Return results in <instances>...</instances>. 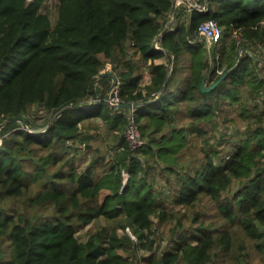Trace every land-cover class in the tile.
<instances>
[{
    "label": "trees",
    "instance_id": "obj_1",
    "mask_svg": "<svg viewBox=\"0 0 264 264\" xmlns=\"http://www.w3.org/2000/svg\"><path fill=\"white\" fill-rule=\"evenodd\" d=\"M58 1L53 23L41 11L44 0H0V125L8 122L0 147V264H135L124 253L131 249L137 258L138 250L150 252L140 258L145 264L210 263L217 242L228 245L225 229L217 239L205 228L175 230L172 249L153 253L152 216L161 210L160 218L167 221L170 204L150 182L157 169L169 184H177L175 204L190 205L206 194L226 218L235 223L239 218L249 236L260 238L264 125L250 123L254 117L263 121L264 110L253 111L260 104L251 108L246 101L264 100V57L257 47L264 45V0H209L210 11L192 14L179 8L175 12V0ZM173 15L176 26L165 32ZM184 16L188 24L180 22ZM209 19L223 28L222 39L211 49L210 74L209 50L198 34ZM247 43L262 54L253 56ZM109 62L114 64L122 103L137 105L136 120L148 140L137 151L126 138L130 109L107 103L111 77L100 80L104 89L97 88L94 100V86ZM146 70L150 83L143 86ZM229 71L215 89L203 91L206 78L212 86ZM33 106L49 112L53 124L38 128L27 117ZM237 114L249 121L247 131L237 130L218 143L232 150L229 161L220 158L225 164L217 167L205 150L198 167L186 173L178 170L190 132L208 135L203 127L208 125L216 133L219 119L229 127L238 123ZM98 119L116 133L114 154L108 167H103L107 157L100 156L79 171L67 151L77 140L87 145L95 139V134L83 133L82 124ZM184 123H190V131ZM210 140L205 138L208 144ZM211 150L220 156L218 148ZM235 180L242 182L237 190ZM39 185L27 206L52 207L53 217L2 206ZM121 216L138 242L106 226L86 242L77 237L97 218Z\"/></svg>",
    "mask_w": 264,
    "mask_h": 264
},
{
    "label": "rangeland",
    "instance_id": "obj_2",
    "mask_svg": "<svg viewBox=\"0 0 264 264\" xmlns=\"http://www.w3.org/2000/svg\"><path fill=\"white\" fill-rule=\"evenodd\" d=\"M58 6H59L58 0H44V4L42 6L41 11L47 13L51 18L52 22L55 23L58 15ZM176 22L177 20L175 18V15L171 16L168 22L169 29H174L176 26L175 25ZM180 22L181 23L184 22L188 24V16L182 17ZM203 40H205V45L209 50L208 55L210 56L211 59L209 63L210 69L208 70V74H210L213 68L211 49L216 44L210 45V43L206 39L203 38ZM239 44L243 45L242 43ZM156 45L158 46L157 43ZM247 45L249 46L248 43ZM248 51L255 54L253 56H256L257 54H262L257 48L255 49L252 46L248 47ZM127 52L129 55L132 54V49L130 48L129 44H127ZM104 72H112L116 76L114 72V64L111 62L107 63L102 73ZM101 79H103L101 78V76L97 79L94 89L95 88L97 89L98 87L104 89V86L102 84L99 85ZM149 83H150V75L148 73V70H146L145 78L142 84L143 86H148ZM110 84H112L113 86L114 84L113 79L110 82ZM110 90L107 91L108 94ZM94 100H97L96 96ZM246 103L247 106L251 108H255L256 104H260V109H257L258 107H256L253 111L264 110L263 99L255 100L252 99L251 97H248ZM231 115L235 116V114L233 113H231ZM27 117L31 119L33 123H36L38 125V128H42L48 125L49 123L50 125L53 124L51 114L43 110L39 106H33L32 108H30V112ZM236 117L238 118L237 119L238 123L231 124V126L229 127L226 125V123L223 122V119H219L217 123L218 127L216 133L213 130V127L212 126L210 127L208 125L203 126L208 131V135H198L190 132L188 134L189 144L180 156V165L178 166V170L182 171L183 173H186L187 171H190V169L192 168L195 169L196 167H198V165L203 161V157L206 151L208 152L210 158H213L217 167H222V164H225V162L220 161V158H225L226 161H229L231 155L230 151L232 150H230V148L226 145H219L218 144L219 141L221 142L224 139L227 140L228 138L231 137V135H235V133H237V130L244 133L247 131L249 126V121L245 119H241L240 117H238V114L236 115ZM258 119L259 117H254L250 125L252 126H256L259 124L264 125V120L260 121ZM189 124L190 123L183 124L185 125V128L189 129L188 131L191 130ZM82 127H83V133L85 135L95 134L96 137L94 140L91 141L90 144L87 145L84 144L81 140H77L74 146L73 147L71 146L72 148L67 151L69 155L68 157L76 158L79 171H84L87 168V166L91 164L92 161H94L96 158L100 156L107 157L105 161V166L103 167H108L115 151L114 147L117 144V140L115 137L116 133L109 128L106 122L100 119L95 121L90 120L85 125L82 124ZM1 131L2 130H0V141H2ZM214 137L216 138L214 139ZM205 138L211 139L209 144L205 141ZM145 139L146 141H148L147 138ZM233 139H234L233 142H236L238 138L236 137ZM211 147L218 148V150L220 151L219 157L215 156V154L211 150ZM47 153L48 152L44 151V155H46ZM262 161L264 162V157ZM64 162L65 161H62L61 163ZM103 167L99 168L101 172L103 170ZM56 168H53L52 170L54 171ZM124 175L128 177L127 173H125ZM172 178L176 179V176L174 175L172 176ZM168 179L169 178L167 177V175L161 169L155 170L153 172L152 178L150 179V182L154 184L155 189L158 192L162 193V198L169 199L170 201L168 207L169 218L167 221H162V219L160 218L161 210H159V212L153 214L152 216L153 234L149 236V240H150L149 244L154 245L153 253L161 254L163 251L172 249L171 242L174 236L172 232L175 230L177 232H183L186 230L205 228L211 231V234L217 239V237H219L220 235V231L225 229L227 230L228 233L226 237V239L229 241L227 245L228 247L225 246L226 243H223L222 241H218L217 245L211 252L212 258L210 263L208 264H264V225L262 224L259 225L260 238L258 239L252 238L242 228V225H239L240 223L239 218H237L236 223L230 220L229 218H226L224 214L221 213L218 204L214 202L206 194H200L198 198L195 200V202L190 205L175 204L174 188L177 184H175L174 186L173 184H169ZM240 183H242L240 180H235V182L233 183L234 190L238 189ZM39 190H40V185L33 186V188H31V190L27 192L23 197L17 199H8L4 203H2V206L11 208L12 211L28 212L30 216L32 215L38 217H53L55 215V212L52 207L37 206V207L28 208L27 200L30 198L31 195H34ZM101 199L102 200L104 199V194L101 196ZM125 222L126 220L125 221L123 220V216L114 220H109L106 219L105 217H100L95 219L87 227L79 230L77 232V237L79 238L80 241L86 242L92 234L96 233L97 231L101 230L106 226L110 228L116 227L119 230L120 234H128L134 239V241L138 242L139 241L138 235L134 232V230L130 226H127ZM144 234L149 235V232L145 230ZM4 246L6 247V253L9 252L7 242H4ZM124 253L128 256L130 255L131 260L134 261L135 264H145V260L140 259L141 256L150 255V252L147 253V251L144 249L137 251L138 256L140 258L136 257L135 249L133 250L131 249L130 252H124ZM179 264H183V263H179Z\"/></svg>",
    "mask_w": 264,
    "mask_h": 264
},
{
    "label": "built area",
    "instance_id": "obj_3",
    "mask_svg": "<svg viewBox=\"0 0 264 264\" xmlns=\"http://www.w3.org/2000/svg\"><path fill=\"white\" fill-rule=\"evenodd\" d=\"M174 6L176 8H183L187 14H192L194 11H201V12H208L211 9L210 1L209 0H175ZM198 34L200 37H203L206 39L210 45H214L220 42V40L223 37V28L220 26L217 20L215 19H209L205 22H203L199 28H198ZM258 49L262 51L264 56V45L258 44ZM241 56L243 55V50L241 51ZM222 73L221 71L219 72ZM111 103L114 105H120L122 104L121 96H120V87H119V81L115 84L113 91H112V97H111ZM133 107L130 109L129 115H128V127L126 130V138L129 142L130 148L134 151H137L144 147L147 143L145 137L143 136L140 127L136 120V110L137 105L132 104ZM129 178L125 176L126 182Z\"/></svg>",
    "mask_w": 264,
    "mask_h": 264
},
{
    "label": "water",
    "instance_id": "obj_4",
    "mask_svg": "<svg viewBox=\"0 0 264 264\" xmlns=\"http://www.w3.org/2000/svg\"><path fill=\"white\" fill-rule=\"evenodd\" d=\"M169 30V27H167L166 28V30H165V32H167ZM155 47H158L157 45L155 46ZM230 72L231 71H229L228 73H226L220 80H218L216 83H214L212 86H208V81H209V79L208 78H206L204 81H203V83H202V89H203V91H205V92H210V91H212L213 89H215L223 80H225L228 76H229V74H230ZM104 77H111L112 79H113V81H114V84H113V86H112V88H111V90H110V92H109V94L107 95V103L110 105V106H112V107H116V108H123V109H131L132 107H133V105L132 104H120V105H114V104H112L111 103V97H112V91H113V88H114V86H115V84L116 83H118V78L112 73V72H104V73H102V75H101V78H104ZM168 86H169V82L167 83V85H166V87H165V89H164V92H163V94H165L166 92H167V90H168ZM97 89L95 88L94 89V91H95V93H96V97H97V91H96ZM8 122H5V123H3V124H1L0 125V130H2L3 129V127L7 124ZM2 144H3V139H2V141H0V147L2 146Z\"/></svg>",
    "mask_w": 264,
    "mask_h": 264
},
{
    "label": "crops",
    "instance_id": "obj_5",
    "mask_svg": "<svg viewBox=\"0 0 264 264\" xmlns=\"http://www.w3.org/2000/svg\"><path fill=\"white\" fill-rule=\"evenodd\" d=\"M177 9H178V8L174 7L175 12L177 11ZM179 9H183V8H179ZM183 10H184V9H183ZM146 79H147V78H146Z\"/></svg>",
    "mask_w": 264,
    "mask_h": 264
}]
</instances>
